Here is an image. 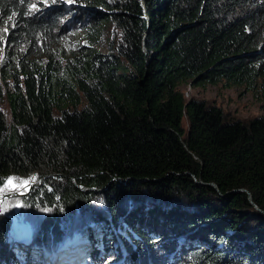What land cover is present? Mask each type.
Returning <instances> with one entry per match:
<instances>
[{
  "label": "trees",
  "instance_id": "16d2710c",
  "mask_svg": "<svg viewBox=\"0 0 264 264\" xmlns=\"http://www.w3.org/2000/svg\"><path fill=\"white\" fill-rule=\"evenodd\" d=\"M0 21L82 43L0 78V188L37 185L0 214V264H264V117L179 90L264 84V0H0Z\"/></svg>",
  "mask_w": 264,
  "mask_h": 264
},
{
  "label": "rangeland",
  "instance_id": "374dc122",
  "mask_svg": "<svg viewBox=\"0 0 264 264\" xmlns=\"http://www.w3.org/2000/svg\"><path fill=\"white\" fill-rule=\"evenodd\" d=\"M35 1L37 3L43 2V0ZM44 3H46V0H44ZM12 29L14 28L7 27L0 21V78L3 74L7 75L14 70H18L22 60L29 56L34 55L36 59L40 58L44 63L50 59L64 61L71 56L73 51H77L79 44H82L81 32L77 27L64 31L59 28L55 32L56 38L54 41H41L40 39L35 42L28 39L24 41L22 37L18 36L19 42L17 40L14 43L8 41ZM18 34V32L12 33V35ZM114 37L115 32L112 25H106L95 49L107 53ZM6 79L9 80V78ZM179 90L184 94L185 99L194 98L213 103L221 108L229 119L248 121L255 117H264V84H259L255 91H249L245 86L227 87L224 82L215 86L208 85L205 88L192 87L187 84L180 86ZM0 108L9 119V110L6 103H0ZM182 126L184 129L188 127L185 119ZM28 182L21 184L14 179H9L0 188V214L10 215L13 213L16 215L20 213L21 201L19 198L27 195L34 188L32 187L34 186V179L30 180V183ZM6 195H11V197H6ZM3 197L4 199H2ZM65 257L68 260L64 264H72V256L66 254Z\"/></svg>",
  "mask_w": 264,
  "mask_h": 264
},
{
  "label": "water",
  "instance_id": "95a60500",
  "mask_svg": "<svg viewBox=\"0 0 264 264\" xmlns=\"http://www.w3.org/2000/svg\"><path fill=\"white\" fill-rule=\"evenodd\" d=\"M50 176H52V175H50ZM45 177H46V176H45ZM45 177H44V178H45ZM44 178H42V179H44ZM40 182H41V181H40ZM32 187H37V185L34 184V186H32ZM9 196L11 197V195H6V197H9ZM14 196H15V195H14Z\"/></svg>",
  "mask_w": 264,
  "mask_h": 264
},
{
  "label": "snow or ice",
  "instance_id": "6c2138e0",
  "mask_svg": "<svg viewBox=\"0 0 264 264\" xmlns=\"http://www.w3.org/2000/svg\"><path fill=\"white\" fill-rule=\"evenodd\" d=\"M53 2H55V0H53ZM9 183H11V182H9Z\"/></svg>",
  "mask_w": 264,
  "mask_h": 264
},
{
  "label": "bare ground",
  "instance_id": "6f19581e",
  "mask_svg": "<svg viewBox=\"0 0 264 264\" xmlns=\"http://www.w3.org/2000/svg\"><path fill=\"white\" fill-rule=\"evenodd\" d=\"M2 199H4V197Z\"/></svg>",
  "mask_w": 264,
  "mask_h": 264
},
{
  "label": "built area",
  "instance_id": "2783aa9c",
  "mask_svg": "<svg viewBox=\"0 0 264 264\" xmlns=\"http://www.w3.org/2000/svg\"><path fill=\"white\" fill-rule=\"evenodd\" d=\"M33 178H35V177H33Z\"/></svg>",
  "mask_w": 264,
  "mask_h": 264
}]
</instances>
